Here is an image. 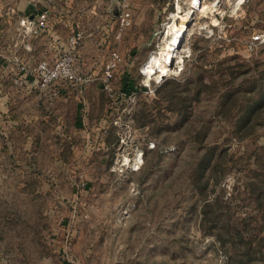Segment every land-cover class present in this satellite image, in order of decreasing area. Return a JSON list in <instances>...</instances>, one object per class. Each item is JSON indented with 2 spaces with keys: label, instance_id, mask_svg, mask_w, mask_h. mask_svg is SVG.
I'll list each match as a JSON object with an SVG mask.
<instances>
[{
  "label": "rangeland",
  "instance_id": "obj_1",
  "mask_svg": "<svg viewBox=\"0 0 264 264\" xmlns=\"http://www.w3.org/2000/svg\"><path fill=\"white\" fill-rule=\"evenodd\" d=\"M202 4L146 78L190 0H0V264H264V0Z\"/></svg>",
  "mask_w": 264,
  "mask_h": 264
},
{
  "label": "bare ground",
  "instance_id": "obj_2",
  "mask_svg": "<svg viewBox=\"0 0 264 264\" xmlns=\"http://www.w3.org/2000/svg\"><path fill=\"white\" fill-rule=\"evenodd\" d=\"M202 10H204L202 0H190V7L187 11L183 10L180 6L177 7L174 16L179 19L180 22H177L176 19L173 20L168 31L171 37L164 42L165 44L161 51L153 53L146 61L145 65H143L144 67L142 69L143 73L146 74V78H149L150 75L170 72L176 57V51L183 42V39L180 42L181 36L185 35L186 31L189 29L195 12H202ZM140 155L142 159V154Z\"/></svg>",
  "mask_w": 264,
  "mask_h": 264
},
{
  "label": "built area",
  "instance_id": "obj_3",
  "mask_svg": "<svg viewBox=\"0 0 264 264\" xmlns=\"http://www.w3.org/2000/svg\"><path fill=\"white\" fill-rule=\"evenodd\" d=\"M48 19H49V12L47 9H43L34 20H27L26 26L32 31H38V29H43L47 26ZM256 39L258 38H255V40ZM118 56L119 55L116 54L115 59L118 58ZM72 61H73L72 57L69 56L62 59V61L58 62L55 66L49 65L47 61H41L39 63L38 69H40L43 72V78H42L43 85L44 86L48 85L52 81L59 79L62 75H71V77H76V75L73 74L72 71V66H71ZM113 66L114 63L107 66L106 74H105L106 80H109L112 77L111 69ZM136 168L140 169V166H137Z\"/></svg>",
  "mask_w": 264,
  "mask_h": 264
},
{
  "label": "water",
  "instance_id": "obj_4",
  "mask_svg": "<svg viewBox=\"0 0 264 264\" xmlns=\"http://www.w3.org/2000/svg\"><path fill=\"white\" fill-rule=\"evenodd\" d=\"M183 37H184V35L181 36L180 42H181V40L183 39ZM180 42H179V43H180ZM165 77H166V75H162V78H165Z\"/></svg>",
  "mask_w": 264,
  "mask_h": 264
},
{
  "label": "crops",
  "instance_id": "obj_5",
  "mask_svg": "<svg viewBox=\"0 0 264 264\" xmlns=\"http://www.w3.org/2000/svg\"><path fill=\"white\" fill-rule=\"evenodd\" d=\"M41 12V11H40Z\"/></svg>",
  "mask_w": 264,
  "mask_h": 264
}]
</instances>
